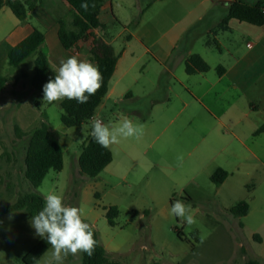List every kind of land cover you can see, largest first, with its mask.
<instances>
[{
    "label": "rangeland",
    "instance_id": "1",
    "mask_svg": "<svg viewBox=\"0 0 264 264\" xmlns=\"http://www.w3.org/2000/svg\"><path fill=\"white\" fill-rule=\"evenodd\" d=\"M108 1L113 8L100 16L106 26L102 36L120 37L113 44L115 51L125 37H144L151 45L160 37L179 33L190 37L193 54L202 55L214 66L206 74L214 85L217 67L225 69L233 62L241 37L264 34V30L237 21H231L228 32L209 34L228 12V5L220 4L222 0ZM242 1L253 4L259 0ZM237 25L255 32L247 33ZM5 26L9 29L8 23ZM213 37L220 42V51L205 46ZM188 41L180 42L182 48ZM132 46L139 44L133 42ZM151 51L157 52L158 46ZM33 62L31 56L14 68L0 60V74L9 79L0 94V208L14 205L26 194L43 198L49 191L62 194L66 205L83 209L85 221L97 233L109 260L118 264H264V174L259 163L249 158L220 186L210 181L215 170L233 167L222 148L225 116L238 114L242 106V102L233 105L235 93H231L228 107L222 99L223 83L214 89L209 84L197 86L192 80L180 85L161 75L151 56L145 57L134 69L139 78L134 89L138 98L116 104L111 100L99 117L111 127L126 116L143 125L144 134L113 145L109 149L111 164L95 179H88L79 175L77 160L91 124L62 125L61 101L48 104L30 86ZM178 74L187 77L183 68ZM247 100H256L254 91ZM251 119L262 122L264 112ZM43 120L49 125L51 139L62 148L63 169L50 171L33 189L24 178L26 135ZM214 127L217 131H210ZM179 155L183 156L180 166ZM261 158L264 161V155ZM176 200L192 206L196 224L188 226L170 214ZM239 202H246L249 212L235 218L229 211ZM110 207L119 212L114 227L105 216ZM31 219L25 210L0 215V264H22L26 252L42 239L35 234ZM51 251L50 247L37 264H46ZM64 264H81V254L69 255Z\"/></svg>",
    "mask_w": 264,
    "mask_h": 264
},
{
    "label": "trees",
    "instance_id": "2",
    "mask_svg": "<svg viewBox=\"0 0 264 264\" xmlns=\"http://www.w3.org/2000/svg\"><path fill=\"white\" fill-rule=\"evenodd\" d=\"M42 0H0V10L7 8L14 17L23 22L29 13L35 11ZM73 10L71 22L65 19L58 21V40L62 48L66 51L75 50L76 44L84 40L89 31H105L106 26L100 22V13L105 0H64ZM86 5L87 8L82 7ZM235 20L254 27L264 26V1L259 0L253 4L242 0H235L228 5L226 16L219 22L215 29L209 31L214 36L218 32H228L229 22ZM190 31H188L189 33ZM190 37H182L180 42L188 41ZM44 43V35L36 29L21 42L6 51V61L9 67H18L26 59L34 56L33 75L29 83L33 90L43 94V85L49 79H54L55 73L49 65L45 54L41 50ZM180 43V45H182ZM206 47L214 46L220 51V45L213 37V40H207ZM189 49V41L183 45ZM3 46H0V52ZM114 48L101 38L93 40V45L89 51V59L97 64L103 74V86L100 90L89 98L88 103L79 104L75 100H63L60 102L62 114L60 122L67 128L80 127L92 120L97 109L104 102L108 85L115 71L119 59ZM209 66L197 54H191L185 61V73L193 75L196 73H207ZM225 69L217 67L219 76L223 75ZM9 79L0 74V94L7 88ZM18 135L21 132L16 130ZM91 132V131H90ZM264 133V125L255 133L259 135ZM25 136V134L23 135ZM27 146L24 155V178L33 189H37L50 171L60 172L63 169V151L62 148L51 139L48 123L43 120L40 126L28 135ZM112 153L109 149L102 148L89 135L86 142L81 145L80 155L77 160V166L80 176L88 179H95L112 162ZM228 177V174L217 169L210 177V181L215 186H220ZM44 206V198L38 194H26L18 198L12 206L0 208V215L15 213L25 210L30 218L38 214ZM230 214L235 218L245 217L249 212V205L246 202H239L230 209ZM119 212L117 208L110 207L106 211V220L110 227L115 226V219ZM94 231V230H93ZM96 246L94 253L88 256L81 253V264H118L110 261L105 249L101 246L97 233L94 231ZM51 246L44 238L39 240L31 249H29L22 259V264H37L40 258ZM246 264H262L258 261H250Z\"/></svg>",
    "mask_w": 264,
    "mask_h": 264
},
{
    "label": "crops",
    "instance_id": "3",
    "mask_svg": "<svg viewBox=\"0 0 264 264\" xmlns=\"http://www.w3.org/2000/svg\"><path fill=\"white\" fill-rule=\"evenodd\" d=\"M108 8H113L112 2L105 0L100 16ZM72 16L73 10L64 0H42L35 11L29 13L23 22L17 20L9 9L3 8L0 10V46H3V50L0 52V60H6L7 49L14 47L25 39L33 29L44 35L41 50L54 71L62 59H67L73 55L78 56L80 59L90 60L89 51L92 48L94 39L101 38L113 47L114 42L120 38L103 37V31L99 29L92 30L89 31L84 40L76 44L75 50L66 51L58 40V21L65 19L69 24ZM231 21L228 24L229 31L232 29ZM5 23L9 24V29L6 28ZM237 26L247 31V33L255 32L254 29L241 27V25ZM256 28L264 30V26ZM180 36L181 34L174 33L170 37H160L151 45L146 44L144 37H125L119 51H115L120 56L108 85L107 96L93 118L100 120L101 113L108 109L111 100L116 104L119 101H130L138 98V95L134 93V89L139 85V78L134 74V69L141 60L151 56V60L160 66V74L168 75L173 82H178L180 85H185L192 80L197 86L209 84L212 86L211 89H214L223 83L222 90H220L222 99L226 100L228 107L231 101V93L236 94L233 105L236 103L241 105L242 102V106L238 107L240 110L238 114H227L225 116L227 124L223 125V133H225L224 138H226V141H224L222 148L230 156L233 167L227 170L228 172L222 168L219 169L224 170L228 177L233 176V171L241 167L250 158L259 163V167L264 174V161L261 158L264 155V133L255 134L264 125V120L262 122L254 121L253 123V119H251L254 114L264 112V34L262 37H241L242 44L238 46L237 54L232 56L233 62L226 66L223 75H218L216 85L206 77V74L214 66L207 64V60L200 54L199 56L209 66V71L193 75L185 73V61L193 53L190 48H182L180 45L182 37ZM133 42H138L139 47L132 46ZM218 43L220 45L219 41ZM155 46H158V51H151ZM182 68L187 79H182L180 74L177 76V70ZM168 88L169 90L172 89L171 86ZM144 91L145 88L143 87V93ZM252 91L255 92V102L247 100L248 94ZM197 100L200 101L199 98ZM91 122L92 120L90 124ZM210 131L215 132L217 129L214 127V130ZM227 138H232L233 141Z\"/></svg>",
    "mask_w": 264,
    "mask_h": 264
},
{
    "label": "clouds",
    "instance_id": "4",
    "mask_svg": "<svg viewBox=\"0 0 264 264\" xmlns=\"http://www.w3.org/2000/svg\"><path fill=\"white\" fill-rule=\"evenodd\" d=\"M82 7L87 8L86 5ZM54 79L43 85V101L54 104L65 99L86 104L103 86V74L97 64L78 56L62 59L54 71ZM144 134V127L135 124L128 117L111 127L101 120L92 118V139L102 148L110 149L119 144L121 139H139ZM86 139V137H85ZM178 166L183 163V156H177ZM170 214L182 223L192 226L197 223L192 206L181 200L172 203ZM35 234L44 238L51 246V256L46 264H64L65 259L85 253H94L96 240L92 226L84 219L83 209L66 205L62 194L49 191L44 196V206L30 221Z\"/></svg>",
    "mask_w": 264,
    "mask_h": 264
},
{
    "label": "water",
    "instance_id": "5",
    "mask_svg": "<svg viewBox=\"0 0 264 264\" xmlns=\"http://www.w3.org/2000/svg\"><path fill=\"white\" fill-rule=\"evenodd\" d=\"M232 2H233V1L222 0V1H220V4H221V5H230V4H232Z\"/></svg>",
    "mask_w": 264,
    "mask_h": 264
}]
</instances>
